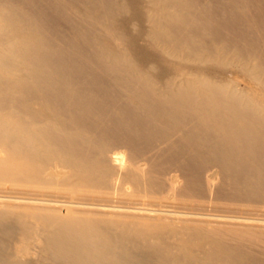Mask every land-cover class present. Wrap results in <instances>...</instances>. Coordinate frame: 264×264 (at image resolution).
I'll return each instance as SVG.
<instances>
[{
  "label": "bare ground",
  "instance_id": "obj_1",
  "mask_svg": "<svg viewBox=\"0 0 264 264\" xmlns=\"http://www.w3.org/2000/svg\"><path fill=\"white\" fill-rule=\"evenodd\" d=\"M8 186L0 264H264V0H0Z\"/></svg>",
  "mask_w": 264,
  "mask_h": 264
},
{
  "label": "rangeland",
  "instance_id": "obj_2",
  "mask_svg": "<svg viewBox=\"0 0 264 264\" xmlns=\"http://www.w3.org/2000/svg\"><path fill=\"white\" fill-rule=\"evenodd\" d=\"M244 85H245L244 82H242V83H241V86H244ZM8 187H9V186H8ZM8 187H7V188L5 187V189H4L3 191L1 190L0 192L5 193V191H7L8 194H12V193L15 194V192H18V191H19V189H15V191L13 192L12 187H9L10 189H8ZM0 189H1V188H0ZM2 189H3V188H2ZM6 189H8V190H6ZM9 190L11 191V193L9 192ZM16 190H18V191H16Z\"/></svg>",
  "mask_w": 264,
  "mask_h": 264
}]
</instances>
